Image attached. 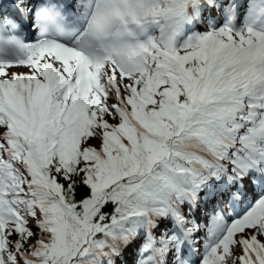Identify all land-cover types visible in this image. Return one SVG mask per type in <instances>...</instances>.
<instances>
[{
  "label": "snow or ice",
  "instance_id": "snow-or-ice-1",
  "mask_svg": "<svg viewBox=\"0 0 264 264\" xmlns=\"http://www.w3.org/2000/svg\"><path fill=\"white\" fill-rule=\"evenodd\" d=\"M0 264H264V0H0Z\"/></svg>",
  "mask_w": 264,
  "mask_h": 264
}]
</instances>
